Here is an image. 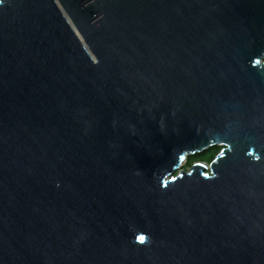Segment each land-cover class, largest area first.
I'll list each match as a JSON object with an SVG mask.
<instances>
[{
  "label": "water",
  "instance_id": "1",
  "mask_svg": "<svg viewBox=\"0 0 264 264\" xmlns=\"http://www.w3.org/2000/svg\"><path fill=\"white\" fill-rule=\"evenodd\" d=\"M0 264H264V0H0Z\"/></svg>",
  "mask_w": 264,
  "mask_h": 264
},
{
  "label": "trees",
  "instance_id": "2",
  "mask_svg": "<svg viewBox=\"0 0 264 264\" xmlns=\"http://www.w3.org/2000/svg\"><path fill=\"white\" fill-rule=\"evenodd\" d=\"M220 147H215L209 151H206L202 155L196 156V157H189L187 161V165L191 166L195 161H206V162H211L215 155L220 151Z\"/></svg>",
  "mask_w": 264,
  "mask_h": 264
},
{
  "label": "snow or ice",
  "instance_id": "3",
  "mask_svg": "<svg viewBox=\"0 0 264 264\" xmlns=\"http://www.w3.org/2000/svg\"><path fill=\"white\" fill-rule=\"evenodd\" d=\"M146 236H144V235H140L139 237H138V240L141 242V243H144L145 241H146Z\"/></svg>",
  "mask_w": 264,
  "mask_h": 264
},
{
  "label": "rangeland",
  "instance_id": "4",
  "mask_svg": "<svg viewBox=\"0 0 264 264\" xmlns=\"http://www.w3.org/2000/svg\"><path fill=\"white\" fill-rule=\"evenodd\" d=\"M201 155H202V154H201ZM197 156H199V155H197ZM194 157H196V156H194ZM188 159H189V158H186V159L184 160V163H185L186 166H188V165H187V161H188Z\"/></svg>",
  "mask_w": 264,
  "mask_h": 264
},
{
  "label": "flooded vegetation",
  "instance_id": "5",
  "mask_svg": "<svg viewBox=\"0 0 264 264\" xmlns=\"http://www.w3.org/2000/svg\"><path fill=\"white\" fill-rule=\"evenodd\" d=\"M192 166V165H191ZM191 166H187L188 168H190Z\"/></svg>",
  "mask_w": 264,
  "mask_h": 264
},
{
  "label": "clouds",
  "instance_id": "6",
  "mask_svg": "<svg viewBox=\"0 0 264 264\" xmlns=\"http://www.w3.org/2000/svg\"><path fill=\"white\" fill-rule=\"evenodd\" d=\"M139 242H140V241H139ZM145 242H146V241H145ZM145 242H144V243H145ZM140 243H141V242H140Z\"/></svg>",
  "mask_w": 264,
  "mask_h": 264
}]
</instances>
